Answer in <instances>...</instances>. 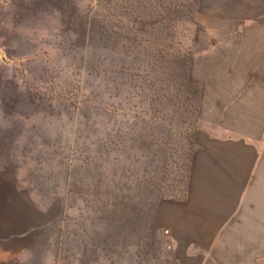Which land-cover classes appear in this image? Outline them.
I'll return each instance as SVG.
<instances>
[{"label":"rangeland","instance_id":"374dc122","mask_svg":"<svg viewBox=\"0 0 264 264\" xmlns=\"http://www.w3.org/2000/svg\"><path fill=\"white\" fill-rule=\"evenodd\" d=\"M259 51L264 0H0V264H182L151 210Z\"/></svg>","mask_w":264,"mask_h":264},{"label":"crops","instance_id":"0c3cea01","mask_svg":"<svg viewBox=\"0 0 264 264\" xmlns=\"http://www.w3.org/2000/svg\"><path fill=\"white\" fill-rule=\"evenodd\" d=\"M259 53L244 77L231 70L229 82H222L238 104L255 100L253 124L223 122L221 133H202L183 193L151 210V224L166 227L172 255L182 264H255V243H264V55Z\"/></svg>","mask_w":264,"mask_h":264}]
</instances>
